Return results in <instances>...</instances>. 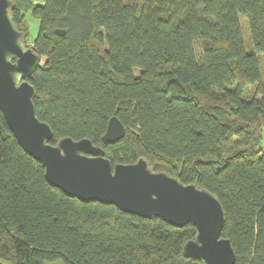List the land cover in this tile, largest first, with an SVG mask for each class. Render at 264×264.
<instances>
[{"label":"trees","instance_id":"trees-1","mask_svg":"<svg viewBox=\"0 0 264 264\" xmlns=\"http://www.w3.org/2000/svg\"><path fill=\"white\" fill-rule=\"evenodd\" d=\"M12 15L26 40L39 21L27 80L51 144L89 138L113 165L210 190L235 264H264V0H15ZM112 116L125 135L106 144ZM196 234L66 194L0 109V264H208L183 253Z\"/></svg>","mask_w":264,"mask_h":264},{"label":"water","instance_id":"water-1","mask_svg":"<svg viewBox=\"0 0 264 264\" xmlns=\"http://www.w3.org/2000/svg\"><path fill=\"white\" fill-rule=\"evenodd\" d=\"M15 0H0V109L23 149L40 161L50 183L83 201H100L143 217H160L183 227L193 223L197 234L183 248L186 256L208 264H235L231 240L221 236L225 212L218 196L195 184H184L165 172L154 171L140 158L112 164L103 147L89 138L59 139L35 111V88L27 80L40 64L12 15ZM64 34V29H57ZM125 135L117 116L108 122L102 141L114 143Z\"/></svg>","mask_w":264,"mask_h":264},{"label":"rangeland","instance_id":"rangeland-1","mask_svg":"<svg viewBox=\"0 0 264 264\" xmlns=\"http://www.w3.org/2000/svg\"><path fill=\"white\" fill-rule=\"evenodd\" d=\"M33 1L36 3H42V0H33ZM27 22L29 24L28 26H29V32H30L29 38H27V42L30 46H32L33 40L38 33L39 21L37 19L32 18L30 15H28L27 16ZM241 25H242L243 32L245 34V32H246L245 28L247 27V22H246L245 17H241ZM197 46L199 48L200 45L197 44ZM259 65H260L261 73L263 76V74H264V54L259 55ZM263 79H264V76H263ZM259 147H262L264 149V138L261 141ZM52 264H58V262L52 263Z\"/></svg>","mask_w":264,"mask_h":264}]
</instances>
